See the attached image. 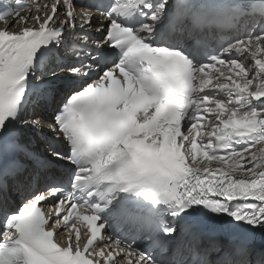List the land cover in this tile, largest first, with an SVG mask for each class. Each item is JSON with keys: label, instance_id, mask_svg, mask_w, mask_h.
<instances>
[{"label": "snow or ice", "instance_id": "1", "mask_svg": "<svg viewBox=\"0 0 264 264\" xmlns=\"http://www.w3.org/2000/svg\"><path fill=\"white\" fill-rule=\"evenodd\" d=\"M12 5L0 264H264V0Z\"/></svg>", "mask_w": 264, "mask_h": 264}, {"label": "bare ground", "instance_id": "2", "mask_svg": "<svg viewBox=\"0 0 264 264\" xmlns=\"http://www.w3.org/2000/svg\"><path fill=\"white\" fill-rule=\"evenodd\" d=\"M3 23L0 25V27H3ZM10 28L12 27V25L9 26ZM17 27H19V25H17ZM18 200V198H16V201Z\"/></svg>", "mask_w": 264, "mask_h": 264}]
</instances>
